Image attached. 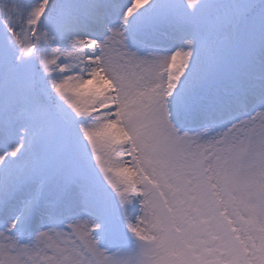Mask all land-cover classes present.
Returning a JSON list of instances; mask_svg holds the SVG:
<instances>
[{"label": "snow or ice", "instance_id": "snow-or-ice-1", "mask_svg": "<svg viewBox=\"0 0 264 264\" xmlns=\"http://www.w3.org/2000/svg\"><path fill=\"white\" fill-rule=\"evenodd\" d=\"M0 264H264V0H0Z\"/></svg>", "mask_w": 264, "mask_h": 264}, {"label": "rangeland", "instance_id": "rangeland-1", "mask_svg": "<svg viewBox=\"0 0 264 264\" xmlns=\"http://www.w3.org/2000/svg\"><path fill=\"white\" fill-rule=\"evenodd\" d=\"M118 211V210H117ZM106 259V258H105Z\"/></svg>", "mask_w": 264, "mask_h": 264}]
</instances>
